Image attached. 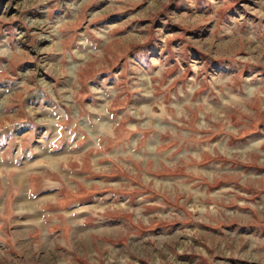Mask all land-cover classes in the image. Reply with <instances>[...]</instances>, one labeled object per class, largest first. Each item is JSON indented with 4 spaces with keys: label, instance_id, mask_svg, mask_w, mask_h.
<instances>
[{
    "label": "rangeland",
    "instance_id": "obj_1",
    "mask_svg": "<svg viewBox=\"0 0 264 264\" xmlns=\"http://www.w3.org/2000/svg\"><path fill=\"white\" fill-rule=\"evenodd\" d=\"M0 264H264V0H0Z\"/></svg>",
    "mask_w": 264,
    "mask_h": 264
}]
</instances>
